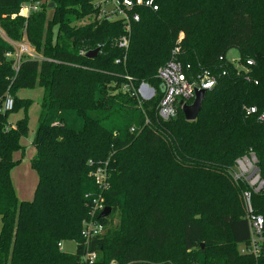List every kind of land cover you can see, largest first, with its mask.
Returning <instances> with one entry per match:
<instances>
[{"label":"trees","instance_id":"1","mask_svg":"<svg viewBox=\"0 0 264 264\" xmlns=\"http://www.w3.org/2000/svg\"><path fill=\"white\" fill-rule=\"evenodd\" d=\"M22 1L0 0V29L13 41L24 34L44 59L22 60L14 73L5 57L12 47L0 37V264H264V245L257 257L241 252L249 242L247 184L232 179L236 159L253 151L264 180L257 120L264 0H152L156 9L134 8L139 20L126 49L116 44L125 35L121 20L79 24L98 14L96 0H36L28 18L12 17ZM176 46L187 79L203 70L216 76L193 121L180 109L167 121L157 117L156 71ZM95 48L94 58L84 57ZM232 48L238 65L226 58ZM125 76L152 86L154 96L139 104L123 90ZM35 86L43 91L29 160L37 184L31 200H19L10 171L28 126L26 117L8 123V115L30 104L17 90ZM6 94L13 107L2 111ZM248 107L257 113L246 114ZM98 166L106 170L105 217L91 215ZM251 204L264 216L262 193H251ZM90 219L104 232L86 246L81 232ZM64 240L75 241L74 254L61 249ZM86 251L95 253L92 262L82 259Z\"/></svg>","mask_w":264,"mask_h":264},{"label":"built area","instance_id":"2","mask_svg":"<svg viewBox=\"0 0 264 264\" xmlns=\"http://www.w3.org/2000/svg\"><path fill=\"white\" fill-rule=\"evenodd\" d=\"M95 4L99 7V12L96 16L89 17L91 20L104 18L109 21L121 20L123 22L125 35L116 42L117 46L123 49L128 47L130 24L133 21L139 20V15L133 11L134 8L138 6L151 7L152 9L157 8L152 0H96ZM38 8L39 1L23 0L18 12L13 14L12 17L18 15L28 18L30 13L37 11ZM181 37L182 35L180 34L177 43ZM7 43L11 45L12 49L6 52L5 57L12 61L14 73H17L22 60L44 59L30 46L24 34L21 41L7 40ZM178 50L179 47L176 46L172 50L171 58L156 71V77L161 82L163 92L162 98L157 104V117L162 121H167L175 117L176 111L180 109L181 104H189L190 100L194 97L195 88L208 90L216 84V76L207 70H203L194 80L187 79L181 63L175 58ZM115 62L118 63L119 60ZM247 63L250 64L251 61ZM125 78L127 83L123 86V90L135 97L139 104L154 96V88L149 84L140 82L137 86H134L130 76H125ZM12 107L13 97L10 94H6L2 104V111L11 110ZM245 110L246 114L257 113L256 107H248ZM257 120L264 122V110L257 114ZM130 130L133 131L134 128ZM91 174L100 190L91 200V215L93 216L98 211L100 212L104 209L101 191L106 188L107 182L104 167L98 166ZM232 179L234 182L244 180L247 184V189L242 192L241 198L249 228V242L247 246L241 248V252L257 257L260 254L261 246L264 245V216L254 212L251 204V193H262L264 195V180L260 176L258 159L253 151H249L247 154L236 159ZM103 232L104 226L98 221L94 219L85 221L81 232L85 245L87 246L90 238L101 235ZM59 246L61 245L59 244ZM95 256L94 252L86 251L82 259L92 262Z\"/></svg>","mask_w":264,"mask_h":264},{"label":"rangeland","instance_id":"3","mask_svg":"<svg viewBox=\"0 0 264 264\" xmlns=\"http://www.w3.org/2000/svg\"><path fill=\"white\" fill-rule=\"evenodd\" d=\"M50 17V15H49ZM91 20L88 16L84 17L79 21V24L86 23ZM56 33V27L53 29V35ZM0 37L7 42L11 40L8 38L4 32L0 29ZM227 60L231 61L233 64L238 65L237 60L239 58V53L236 49L232 48L226 53ZM42 88L35 86L31 89H19L16 92V96L19 99L28 100L30 104L24 111L23 108H19L15 111H11L8 115V123L14 124L17 120L26 117L28 131L26 136L22 138V145L24 146L23 153L17 151L13 154L14 159H20L19 163L12 168L10 171L11 183L15 184L22 190V185L24 184V190H30L32 195L34 193L37 184V173L31 169L29 165V159L35 154V149L31 145L33 135L37 127L38 116L40 112V102L42 99ZM14 188V187H13ZM31 195V194H30ZM30 197V196H29ZM32 197V196H31ZM30 197V199H31ZM20 200V199H19ZM114 224L117 223V217H114ZM0 228H1V217H0ZM61 249L68 254H74L76 251V243L74 240H64L62 242Z\"/></svg>","mask_w":264,"mask_h":264},{"label":"water","instance_id":"4","mask_svg":"<svg viewBox=\"0 0 264 264\" xmlns=\"http://www.w3.org/2000/svg\"><path fill=\"white\" fill-rule=\"evenodd\" d=\"M53 4L50 3L48 5V7H52ZM98 48L92 49V50H88L86 51L83 55L84 57L91 59L94 58L97 53H98ZM205 89L202 88H195L194 89V97L192 99V101L187 104V103H183L180 105V110L184 116V119L187 121H193L196 119L199 111L201 110V104L205 95ZM110 213V208L109 207H105L99 214V217H105Z\"/></svg>","mask_w":264,"mask_h":264},{"label":"crops","instance_id":"5","mask_svg":"<svg viewBox=\"0 0 264 264\" xmlns=\"http://www.w3.org/2000/svg\"><path fill=\"white\" fill-rule=\"evenodd\" d=\"M42 93H43V91H42ZM13 125V124H12ZM31 159V158H30ZM29 159V160H30ZM30 165V164H29ZM11 179H12V176H11ZM13 185V187H14V190H15V193H16V195H17V197H18V199H20V200H31L32 199V197H33V195H32V193H31V191L28 189L27 191L26 190H24V184L22 185V190L19 188V187H17L15 184H12ZM31 194V195H30ZM31 197V199H30V197Z\"/></svg>","mask_w":264,"mask_h":264}]
</instances>
